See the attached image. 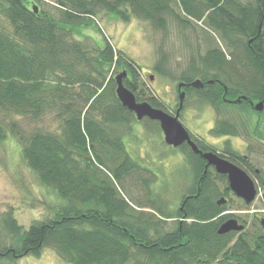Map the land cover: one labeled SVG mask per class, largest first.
<instances>
[{
  "label": "trees",
  "instance_id": "obj_1",
  "mask_svg": "<svg viewBox=\"0 0 264 264\" xmlns=\"http://www.w3.org/2000/svg\"><path fill=\"white\" fill-rule=\"evenodd\" d=\"M105 13L158 30L171 22L201 30L207 49L199 45L202 52L192 55L180 81L200 80L204 88L185 91L217 112L215 137L242 134L264 145V111L252 106L264 104V0H0V142L17 141L23 162L60 200L53 217L28 229L12 212L0 213V264L45 249L67 264H264V216L249 230L250 205L231 192L225 176L212 169L206 176L207 162L188 144L176 149H185L183 169L193 182L175 213L155 192L157 181L150 187L155 176L128 153L125 137L138 120L118 100L111 71L127 70L124 83L137 102L166 110L153 93H142L140 73L122 52L77 38ZM229 110L238 111L239 123L226 116ZM47 116L56 128L27 129L16 120ZM191 136L203 153H216ZM225 153L251 175L247 157L230 146ZM136 188L140 199L132 196ZM232 218L245 229L220 235Z\"/></svg>",
  "mask_w": 264,
  "mask_h": 264
},
{
  "label": "rangeland",
  "instance_id": "obj_2",
  "mask_svg": "<svg viewBox=\"0 0 264 264\" xmlns=\"http://www.w3.org/2000/svg\"><path fill=\"white\" fill-rule=\"evenodd\" d=\"M167 28V30H158L153 28L151 23L133 16L123 19L116 13H105L96 16L89 26L81 27L77 38L81 40L86 38L88 39L86 43L98 44L102 49L109 44L116 55L117 52H122L127 59L134 62L136 72L140 73V82L144 83L142 93L147 97L154 94L164 104V109L173 116L176 115L180 106L181 93L178 88L184 83L180 80L186 76L190 58L202 52L201 49L205 51L207 44L199 29L197 31L194 28L178 27L172 22ZM111 73L116 79L119 74L123 73V70L113 69ZM187 85L183 87L184 89L182 88V93L187 89ZM190 94L187 92L180 121L194 138L208 143L216 153L226 157L230 156L225 153L230 146L234 152L247 157L250 163L253 172L250 167L248 172L258 184V196L250 204L247 227L251 230L255 217L259 216V219H262L264 216V187H261L260 180L254 173L259 171L257 173L264 177V145L258 146L256 142L250 141L242 134L230 138L215 137L212 129L217 123V112L209 104L200 101L199 94L194 91ZM226 116L236 123L240 121L238 111L229 110ZM54 119L53 116H47L44 122H34L26 117L16 118L23 128L27 129H34L37 126L56 128ZM164 137L160 124L157 122L147 119L137 121L131 133L125 137V146L128 153L134 157L138 167L148 170L155 176L154 178L148 174L152 178L150 187L157 181L153 186L155 192L163 196L161 199L167 200L169 209L175 213L178 208L184 206L183 197L186 196L193 179H188L183 169L186 162L185 149L183 151H181L182 148L174 149L165 143ZM251 146L256 154L249 152ZM145 177L147 178V175ZM219 185L222 189L224 188L222 183ZM139 190L136 188L132 193L133 198H141ZM237 200L236 198L231 200L235 207H239ZM59 202L56 193L48 190L40 182L38 176L23 162L18 142L12 138L4 140V143L0 142V213L12 212L19 224L28 229L34 222L45 221L53 217ZM131 205L135 207L134 203ZM15 264L67 263L61 260L54 250L45 249L41 256L21 257Z\"/></svg>",
  "mask_w": 264,
  "mask_h": 264
},
{
  "label": "water",
  "instance_id": "obj_3",
  "mask_svg": "<svg viewBox=\"0 0 264 264\" xmlns=\"http://www.w3.org/2000/svg\"><path fill=\"white\" fill-rule=\"evenodd\" d=\"M37 12V9H36ZM128 77V73L123 71L119 74L115 82L117 83L116 94L121 105L125 107L129 112H132L138 121L148 119L160 124L163 135H165V143L173 148H179L188 144L192 152L196 155L199 154L207 162L208 166H213L217 174L224 175L228 178L230 189L237 198L242 199L247 205H250L258 196V188L251 175L247 174L240 166L233 164L229 160H226L213 152L203 153L197 144L193 141L189 130L181 123V110L184 106V100L186 98V92L182 93V88L187 84L182 83L179 85L178 91H180V107L176 112V115H171L163 109L153 107L147 102H137L135 93L128 89L124 83V80ZM213 83V82H211ZM203 89L204 84L202 81H194L193 84L187 85V87ZM244 99V98H243ZM241 101V100H239ZM253 105V103H252ZM263 102L254 106V109L258 112L264 111ZM226 204V199L223 197L218 202V206ZM261 226L264 227V218L261 221ZM245 229L244 225L240 224L237 219L232 218L221 225L219 234L226 235L232 232H242Z\"/></svg>",
  "mask_w": 264,
  "mask_h": 264
},
{
  "label": "flooded vegetation",
  "instance_id": "obj_4",
  "mask_svg": "<svg viewBox=\"0 0 264 264\" xmlns=\"http://www.w3.org/2000/svg\"><path fill=\"white\" fill-rule=\"evenodd\" d=\"M125 72H127V70H126ZM127 73H128V72H127ZM127 78H128V77H127ZM186 88H187V87H186ZM183 89H184V88H183ZM183 89H182V90H183ZM186 96H187V92H186ZM252 106L254 107L255 105H252ZM176 112H177V111H176ZM260 113H262V112H260ZM195 144H196V143H195ZM209 152H210V151H209ZM211 152H212V151H211ZM213 153H214V152H213ZM215 154H216V153H215ZM217 154H219V156L222 157L220 153L217 152ZM222 158L226 159V158H228V157H226V158H225V157H222ZM226 160H227V159H226ZM208 169H212L213 172H215V174H217V173H216V170H215V168H214L213 166H208V165H207L205 175H206V173L208 172ZM217 175H218V174H217ZM219 175H220V174H219ZM206 176H207V175H206ZM222 176H224V175H222ZM225 177H226V176H225ZM226 179H227V182H228V178H227V177H226ZM253 180H254V178H253ZM254 181H255V180H254ZM255 184H256V181H255ZM228 185H229V183H228ZM257 185H258V184H256V186H257ZM229 188H230V185H229ZM231 192H232V191H231ZM243 212H244V211H243ZM234 219H235V218H234ZM237 220H238V219H237ZM238 222L241 224V222H240L239 220H238ZM241 225H242V224H241Z\"/></svg>",
  "mask_w": 264,
  "mask_h": 264
},
{
  "label": "bare ground",
  "instance_id": "obj_5",
  "mask_svg": "<svg viewBox=\"0 0 264 264\" xmlns=\"http://www.w3.org/2000/svg\"><path fill=\"white\" fill-rule=\"evenodd\" d=\"M192 135V134H191Z\"/></svg>",
  "mask_w": 264,
  "mask_h": 264
}]
</instances>
